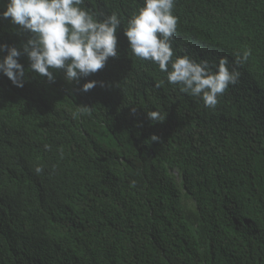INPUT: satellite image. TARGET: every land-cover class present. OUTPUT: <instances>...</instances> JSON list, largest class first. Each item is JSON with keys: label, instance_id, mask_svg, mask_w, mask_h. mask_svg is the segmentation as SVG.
<instances>
[{"label": "trees", "instance_id": "obj_1", "mask_svg": "<svg viewBox=\"0 0 264 264\" xmlns=\"http://www.w3.org/2000/svg\"><path fill=\"white\" fill-rule=\"evenodd\" d=\"M101 1L123 18L102 70L79 85L26 72L23 88L0 74V264H264V0H176L173 59L236 67L251 50L215 109L132 55L141 0ZM18 32L0 19V43L19 48ZM89 80L106 87L76 91ZM77 105L92 115L73 119Z\"/></svg>", "mask_w": 264, "mask_h": 264}, {"label": "clouds", "instance_id": "obj_2", "mask_svg": "<svg viewBox=\"0 0 264 264\" xmlns=\"http://www.w3.org/2000/svg\"><path fill=\"white\" fill-rule=\"evenodd\" d=\"M176 0H141L139 9L127 19L123 35L133 56L148 64H155L165 73L166 82L179 86L180 91L201 100L205 108L215 109L218 97L230 85L239 82L243 66L251 56V50L236 52L230 67L227 57L210 62L197 61L189 55L174 56L172 40L177 38L178 17L173 14ZM186 11V10H183ZM0 19L9 20L19 26V32L30 33L26 42L18 48L0 43V74L6 76L17 88H23L26 72H34L54 83V72L62 70L68 83L80 84L81 78L89 77L102 70L109 58L118 57V38L122 17L114 12L112 4L101 0H6L5 10ZM18 32V34H19ZM183 52H191L193 42L183 44ZM26 56V69L18 58ZM161 84L164 81L160 82ZM104 81L89 80L80 85L77 92L87 93ZM136 107L130 108L134 117ZM92 115V107L77 105L72 118ZM152 123H161L166 116L157 110L146 112ZM160 137L151 135L150 142H158ZM45 150L51 145L45 144ZM63 158V150H60ZM43 166L37 165L34 172L39 175ZM135 181L130 187H135Z\"/></svg>", "mask_w": 264, "mask_h": 264}]
</instances>
